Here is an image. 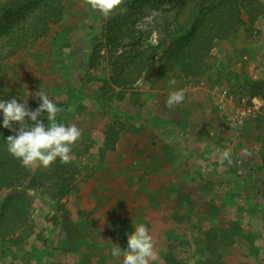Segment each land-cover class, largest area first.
<instances>
[{"label":"crops","instance_id":"obj_1","mask_svg":"<svg viewBox=\"0 0 264 264\" xmlns=\"http://www.w3.org/2000/svg\"><path fill=\"white\" fill-rule=\"evenodd\" d=\"M259 1L264 8V0ZM243 21L231 41L215 46L206 72L189 83L185 82L177 88L171 83L174 81L172 77L156 75L158 79H155L150 74L146 77L148 82L146 78L145 82L144 78H140L135 85L143 83L146 87L134 89V97H137L139 104L137 109L125 102L126 96L121 102L125 103L124 108L118 103V106L116 103L99 105L97 96H93L89 90H83L93 102L85 103L87 108L83 110L78 107L74 109V122L71 125L81 129L82 136L72 146L71 156L76 158L78 154L84 153L81 149L99 142L104 149L101 154L78 157L80 160H91L101 155L99 165L80 171V177L76 175L71 191L76 214L72 223L84 226L80 236L83 245L77 249L78 255L71 253L64 256L62 250H55L52 257L45 258L42 257L43 247L41 250L38 248L41 252L39 255V252L31 251L34 249H30L31 239H24L29 244L23 256L25 264H65L68 260L69 264H122L123 256L112 255V250L115 245L122 250L127 248V236L135 232L134 223L146 225L153 237L157 258L150 264H199L202 257L212 262L216 260L214 251L192 253L190 257L177 259L176 249L172 246L181 241L205 240L203 233L208 217L213 220L212 216H216L224 205L231 210L236 208L233 197L224 193L226 189L231 190L226 188V184H230L229 187L233 185L227 182L225 188L216 192L215 188H211V179L238 174L235 184L241 186V182L244 184L241 174L247 172V166H237L236 162L240 160L237 158H243L246 163L249 161L250 142L260 143L250 139H261L264 147V108L260 107L256 118L235 133L227 128L223 116L212 101L209 88L196 86L195 82L197 79L205 80L210 75L220 78L223 87L228 89L242 88L239 84H228V75L242 76L245 81L264 82V12L254 21L244 14ZM59 35L61 33L58 32L57 39ZM42 39L9 59L17 71L13 70V75L6 76V80L14 84L21 80L20 75L30 74L35 75L34 80L46 81L55 72L59 73L54 60V52L59 44L41 42ZM60 47L65 53H70L69 62L76 58L74 43L61 41ZM89 47L86 61L94 51ZM0 70H5L2 62ZM39 74H42L41 78L37 77ZM43 88L48 90L54 87ZM245 88L247 86H243ZM98 90L96 87L93 89L96 92ZM176 90L184 91V100L168 107L167 98L170 92ZM27 99L33 101L35 97L28 96ZM192 107L197 109L193 110L197 113L191 112ZM129 115L133 119H128ZM113 118H124L125 130L120 132L111 147L106 148V135L101 129L109 125ZM231 145L236 147L232 148V152L229 149ZM223 147L227 151L229 149L230 156L227 159H222L226 151ZM205 170L212 174L205 173ZM263 204L264 201L260 202V207ZM233 223L224 226L223 231H219V237L224 240L234 238L240 240V244L236 242L228 247L225 255L221 256L223 264H264L262 248L257 243L262 240V236L253 235L250 241H245L237 234L233 236ZM19 244L22 243L14 246L15 251H19ZM26 257L31 260L27 261ZM172 258L176 262H172Z\"/></svg>","mask_w":264,"mask_h":264},{"label":"rangeland","instance_id":"obj_2","mask_svg":"<svg viewBox=\"0 0 264 264\" xmlns=\"http://www.w3.org/2000/svg\"><path fill=\"white\" fill-rule=\"evenodd\" d=\"M13 2L14 0H0V13L3 12L6 8L12 6ZM109 20V16H104L99 11L91 9L90 5L86 3V0H68V2L66 3V9L63 19L60 23L52 25L48 35L44 37L42 39L43 41L41 42H48V44L54 43L55 45L57 40L56 35L58 34V32L65 36V38H63L62 40L63 43H69L70 41H73L77 54L76 58L71 60L70 62L71 69L69 70V72L73 81L69 82L61 74L55 72V75L46 81L34 80L35 75L23 74L20 75L21 80H18L13 84L5 79L6 76L13 75V70L17 71L16 66L13 65L12 60H9V58L8 61H1L2 66H4L5 70H0V95L11 92L8 89L15 90V92L11 93H13L15 97L20 98L18 102L23 103L24 97L28 101V105L36 104V107H38L39 103H41L42 101H39L36 98L35 93H39L42 91L48 94L53 102H55V99L59 101V104L57 106L62 107L64 111L58 115V119L65 125L73 124V112L74 109H76L75 107L83 110L84 108H87L85 103L92 104L93 100L86 97L87 93L83 92V90L85 89L86 91L89 90L93 96H97L96 101L99 105H105L107 103H111L112 105H115L116 103L117 105L118 103L119 106L124 108L125 103L121 102L124 96H126L125 102L137 109L136 106H138L139 104L137 103V97H134L136 96V91H134V89L136 90L140 86L143 88L146 87L145 85H143V83L140 86L135 85V83L134 85L125 89H115L112 88L111 85L107 82L113 73L112 62L114 61V58L122 51L121 48L119 49L117 47H111L104 43L105 32L103 29L104 26L109 22ZM87 43L90 44L89 46L91 47L87 46ZM101 43L103 44L102 46L99 45ZM152 43H155V37H153ZM35 44H37V42H34L29 46H33ZM87 47H89L90 49L93 48V52H95L96 48L99 49H97L98 51L96 52L95 56H93L94 59H91L90 62H86L85 56L86 50H88ZM7 62L8 65H6ZM150 74L152 78H155L156 75L166 76L164 72H159V65L154 66L153 68L149 69L146 74H143L141 77L144 78L143 81ZM37 77L41 78L42 74H39ZM226 79L229 80V82H227L228 84L235 86L239 84L242 86V88L239 87L229 89V91L235 95L243 94V86L247 85L248 87V81H245L242 76L228 75L226 76ZM239 79L244 81V83H240L241 81ZM209 80H212V82H210L211 85H224L222 84L220 78H216L210 75L205 78V81L208 82ZM145 81L148 82L147 78ZM174 81V87L177 88L185 83L184 80L174 79ZM195 82L196 86L202 87L199 85L200 80L197 79ZM22 84H27V87L23 86ZM48 86H53L54 88L48 90H45L43 88H47ZM95 87L99 89L97 92L93 91ZM5 89H7V91H5ZM28 96H30L31 98L34 96L35 99H33V101L29 100L27 99ZM193 110L197 109H193V107L191 109L192 113H197ZM219 114L221 115L220 112ZM257 114L258 113L251 117L249 121L254 120ZM125 122L126 121L124 120V118H113L110 120L109 125L101 129L102 132L106 135V148H109V144H111L114 140H117L120 132L122 130H125ZM250 140L260 143L255 144L252 141L250 142L251 147H248L250 150L248 151L250 152V159L247 163L243 160V158H237L240 159L238 160L240 161V164L238 163V161L236 162L237 166H247V172L245 174H241V176L244 178V184H242L243 182H241V186H237L235 184L237 176H239L238 174L232 176L224 175L222 178H220V176L217 178L213 177V179H211L213 183L211 188L212 190H214L215 188L216 192H220L222 188H225V183L227 182L233 185L229 187L228 185L230 184H226V188L228 187L231 190L226 189L225 191H223L225 195H227L228 193V195L230 194L233 197V202L236 205V208L231 210L224 205L222 209L217 211L216 216H212L213 220L208 217V223L205 226V231L203 233L205 240L200 242L181 241L174 243L172 247L176 249L177 259L187 256L190 257L192 253L198 254L199 252L204 253L205 251L210 253L211 251H214V254L216 256V260L214 262L223 264V261H221V256L225 255L228 247L232 246L236 242L240 244V240H235L234 238L224 240L220 239L219 237V231H223L224 226L229 225L231 222H235L231 226V228L233 229L232 231L235 232H233V236H235L234 234L240 235V237H242L245 241H250L253 235L262 236V240L257 241V243L261 245L260 248H262V258L264 259V204L260 207V202L262 203V201H264V172L261 168L262 157L264 155V147H262L263 142L261 141V139L253 138ZM100 144L101 143L99 142L98 144L88 145L83 150L81 149V152H84L83 154H78L76 158L71 156L70 162L64 163L67 166L65 177L68 178V180H71L73 176L75 178L77 174H79L80 177V171H83L85 168L91 167L93 165H99L101 163H99L101 155H96L98 156V158L92 157L91 160H80V158H78L81 155L85 154H101L104 149ZM232 148L236 149V147L234 148L231 145L229 148L230 152H232ZM224 149L225 148L223 147V150ZM238 156L240 155L238 154ZM95 158L98 160H93ZM54 164H52L48 168H44L39 164L33 165L31 167L32 170L35 171L32 179L36 180L35 187L30 191V194L35 199L31 214L27 221H25L23 224L18 225L16 233L14 235L10 236L6 241H2L0 239V264H25V257L23 256L24 253H27V247L29 248V244L31 245L30 249L34 248L33 250L31 249V251L39 252V255H41V252L38 250V248L41 250V248L43 247L42 249L44 250V253L42 254V257L45 258L52 257L55 250H62L64 256H69V254L71 255V253H76L78 255L77 249H80V247L83 245L80 236L84 232V226H78L72 223L73 218L76 214L75 206L73 205L74 200L71 197V192H69L61 199L59 187H57V184H60V181L57 182L53 180L51 182V180L43 178L44 176L42 177V174L48 172ZM206 172L207 174H212L209 170H205V173ZM41 177L43 179H40ZM74 182L75 179L73 181V184ZM63 210H66V212L69 214V220L73 224V232L63 230L61 223L62 221L60 220ZM82 214H84V212H82ZM29 238L31 239V241L28 244V241H24V239L28 240ZM18 243L22 244H19L18 246L19 251H15L13 248H15L14 246H16ZM202 243L206 245L204 247L205 249L203 248L204 245ZM198 244L199 247L197 246ZM17 257L18 259H16ZM26 259H28L27 261H29L30 257H26ZM202 259H200L199 264H201V262H211V260H207L206 258H204L205 260ZM65 264H69V260L68 263Z\"/></svg>","mask_w":264,"mask_h":264},{"label":"trees","instance_id":"obj_3","mask_svg":"<svg viewBox=\"0 0 264 264\" xmlns=\"http://www.w3.org/2000/svg\"><path fill=\"white\" fill-rule=\"evenodd\" d=\"M68 0H14L12 6L0 13V62L16 56L30 44L46 37L52 25L61 22ZM127 12L119 10L109 15L104 26L106 45L121 48L112 62V75L107 81L112 88L125 89L134 85L144 73L156 65L166 77L186 83L203 75L210 67L211 54L218 43L229 42L243 25V15L254 21L264 12L259 0H124ZM160 14L153 17V11ZM155 37V43L152 39ZM65 38L59 35L54 52L57 71L69 82V55L60 47ZM73 44V41H70ZM99 45H103L102 43ZM86 62L94 59L97 50ZM66 55V56H65ZM65 56V58H63ZM232 76V75H231ZM229 82V80L227 79ZM247 86V85H245ZM242 93V92H241ZM242 95L264 99V82L248 81ZM15 97L9 92L0 99ZM36 109V104L28 105ZM133 119L132 116H127ZM38 119L45 125L50 122L46 113ZM31 122V121H29ZM57 122L61 123L57 117ZM13 127L19 128L13 122ZM15 135L3 127L0 111V239L6 241L16 233L18 225L28 220L34 204L30 191L35 187V171L24 167L21 161L7 150V137ZM117 138V137H116ZM115 140L109 144L110 147ZM264 172V155L262 157ZM67 166L60 159L42 174L47 180L60 181V197L73 189L74 176L65 177ZM40 179H43V178ZM264 185V180H263ZM69 214L63 210L60 220L63 230L73 232ZM176 262L174 258L171 260ZM201 264H221L201 262Z\"/></svg>","mask_w":264,"mask_h":264},{"label":"clouds","instance_id":"obj_4","mask_svg":"<svg viewBox=\"0 0 264 264\" xmlns=\"http://www.w3.org/2000/svg\"><path fill=\"white\" fill-rule=\"evenodd\" d=\"M86 3L91 9L99 11L104 16H109L117 10L120 14L127 12V9L122 7L124 0H86ZM159 14L154 10L152 16ZM171 83L175 84V81ZM35 96L42 101L36 109L29 108L28 101L24 97L23 103L18 102L20 98L17 97L0 99L3 127L15 133L7 137L8 152L20 160L24 167L29 168L37 164L48 168L57 158L61 163L70 162L72 146L81 138L82 130L75 125L57 122L58 115L64 111L62 107L57 106L59 104L57 99L53 102L49 95L42 91L35 93ZM184 97L183 90L172 91L166 104L172 107L182 103ZM45 113L50 122L48 125L38 119ZM13 122L18 123V130L13 127ZM229 156L230 152L226 150L222 159H227ZM134 227L135 232L127 236V248L122 250L120 246L115 245L112 255L117 257L122 255V264H150V261L157 258L153 237L146 225L134 223Z\"/></svg>","mask_w":264,"mask_h":264},{"label":"built area","instance_id":"obj_5","mask_svg":"<svg viewBox=\"0 0 264 264\" xmlns=\"http://www.w3.org/2000/svg\"><path fill=\"white\" fill-rule=\"evenodd\" d=\"M202 87H208L212 101L225 119L227 128L233 132H240L246 123L253 117L260 107L264 108V99L250 98L247 95H235L222 85H211L200 80ZM257 102H260L258 105Z\"/></svg>","mask_w":264,"mask_h":264}]
</instances>
